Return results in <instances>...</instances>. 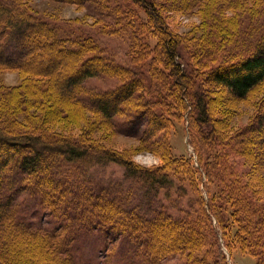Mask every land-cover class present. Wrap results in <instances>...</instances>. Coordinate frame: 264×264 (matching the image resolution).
<instances>
[{"label": "rangeland", "instance_id": "374dc122", "mask_svg": "<svg viewBox=\"0 0 264 264\" xmlns=\"http://www.w3.org/2000/svg\"><path fill=\"white\" fill-rule=\"evenodd\" d=\"M0 3L10 6L15 15L19 14L16 5L20 3L25 15L43 22L55 36L43 38L36 25L22 31V36L16 31L0 33V50L6 48L0 52V131L7 135L34 132L52 139L68 137L79 146L87 138L88 128H94L90 131L92 138L102 144L99 149L124 153L143 172L158 171L170 181L158 185L156 191L151 190L153 186L147 177L132 175L122 164L100 159L94 152L69 161L65 159V148L46 149L41 145L33 148H41L44 162L36 173L28 174L18 162L31 146H20L23 149L16 151L0 143V161L13 160L0 172L2 194L7 193L13 199L12 213L27 220L35 233L72 237L66 244L70 263L62 264H144L143 259L148 261L145 264H197L193 253L190 256L182 250L174 251L173 244L179 245L187 237L183 218L189 224L196 220L208 241H214L215 228L201 196L206 201L210 195L223 200V196L215 194L222 184L218 171L235 169L243 173V180L250 185L248 191L264 192V124L258 123L264 113V81L246 97L239 98L223 84L206 80L209 72L241 62L258 51L264 39V0H155L165 18L164 25L179 40L178 51L187 62L190 80H206L209 116L211 113L223 128L227 127L230 142L236 138L232 152L237 157L230 160L223 156L224 160L219 152L222 144L219 135L209 136L212 121L200 124L193 112L194 144L199 143L196 134L201 140L206 136L202 154L210 175H204L202 181L196 163L187 159L194 150L178 90L167 88V123L162 121L164 126H159L154 120L156 112H162V108L149 101L151 88L158 83L155 77L171 85L176 83L177 87L178 84L173 83L174 75L169 76L173 65L166 62L162 53L161 29L138 0H0ZM7 23V18L0 21L2 26ZM14 36L18 43L12 40ZM14 46L22 47L18 54L13 53ZM93 58L102 64L100 70L79 82L78 89L73 90V99L59 98L56 68L64 71L71 66L72 71L79 72V65L83 68ZM90 69L87 68L88 72ZM61 79V84L63 79L66 81ZM129 84H134L133 94L123 95L111 124L103 123L96 104L98 96ZM57 123H67L69 127L61 130ZM240 135L249 136V143L238 144ZM228 145L231 155V144ZM220 148L224 149V145ZM90 197L99 200L92 203L97 208L108 206L105 203L110 200L114 206L111 214L96 210L97 216L103 218L100 223L88 224L71 206L75 202L74 206L85 207L84 202ZM102 199L104 203L100 206ZM93 210L86 211L88 216ZM261 214L264 216V212ZM107 219L112 222L106 223ZM187 223L184 225L188 226ZM108 230L117 233L113 235ZM59 242L56 238L55 246ZM39 248L41 252L43 248ZM222 249L228 264H257V257L250 252L237 247L232 251ZM142 251L143 258L139 255ZM40 254L54 261V255L48 256L44 251Z\"/></svg>", "mask_w": 264, "mask_h": 264}, {"label": "trees", "instance_id": "16d2710c", "mask_svg": "<svg viewBox=\"0 0 264 264\" xmlns=\"http://www.w3.org/2000/svg\"><path fill=\"white\" fill-rule=\"evenodd\" d=\"M138 2L148 10L151 18L155 22V25L161 29V33L163 34V45L161 46L162 53L164 58L167 59L166 62L170 66L173 65L171 68L173 73L169 76L174 75L175 80L173 83L177 82L179 87L178 89L176 83L171 85L170 82H166L162 78L155 77L158 83L151 88L152 98L149 101L151 105L162 108V112H160V114L156 112L158 115H156L154 120L157 121L159 126H164L162 121L164 123L166 121L167 123L168 118L165 116L167 114L166 109L169 107V95L167 88L172 91L178 90L181 101H183L185 107L183 117L188 129L190 130L189 137L194 150V156L191 154L189 156L187 155V159L193 164L196 163L195 168L197 171H200L202 181L203 176L209 174V168H207L206 164L203 162L204 158L202 154V147H204L206 144V142L204 143L206 136L204 135V139L201 140L200 136L198 137L196 134V140L199 143L198 145L194 144L193 136L195 137V132L191 127V118L194 111L196 113L195 118L198 120V122H200V124L212 121L210 123L211 134L209 136L212 137L214 135L216 137V135H219L218 140L222 141L221 145H224V149L222 150L220 148L221 145H219V152L222 155V158L224 159L226 157L231 160V158L237 157L232 152L234 151L232 143L236 142V138L235 141L232 139L230 142V140L227 138L228 136L226 135L228 132L227 127L223 128L218 123L219 121L212 117L211 113L209 116L210 110L208 109V105H210V103L208 102V97L206 94L207 88L205 86V81L208 79H210V81L214 80L215 82L226 86L236 97H246L253 87L264 81V39L261 40V46L254 55L249 56L247 59H244L241 62L233 63L230 66H225L220 70H216L211 73L209 72L207 75L209 78L206 80H195V82H192L189 78L191 75L188 74L187 62L182 58V55L178 51L179 40L175 39L176 35H173L172 32L170 33L168 28H166L164 25L165 18L162 16L159 7L156 6L155 0H138ZM9 7L10 6L6 4L0 3V21L3 22L5 18H7L8 21L7 25L2 26L0 24V27L2 26L0 28L1 34L2 30L11 32L16 31L15 33L19 34V36H22V34H24L21 33L22 31H24L26 28L36 25L42 37L44 36L48 37L49 39H54L55 36L52 34L53 32H48V30H46V25L43 22H36L31 16L25 15V10L22 9V5L20 3L16 5L19 13L18 15L12 13V11L9 10ZM11 9L14 10L13 7H11ZM12 40L18 43L16 36H14ZM14 47V54H18L22 49L21 46V49L20 47L19 49L16 46ZM5 49H1L0 52H5L3 51ZM71 59L74 60L73 58ZM80 66L81 65H79V68L81 70L79 72H74V70L72 71L71 66H69V68L67 70L65 69L64 71H61V67L58 69L56 68V71L58 70L60 72V74L57 72V78L55 80V83L58 84L59 82L60 85V87L58 86V89H60V93L58 95L60 96L59 98L73 99V90H76V88L78 89L77 85L79 82L88 77L94 76L96 72L100 70L102 64L96 63L93 58L90 61L88 60L87 66H84L85 68H81ZM88 67L89 69L91 68L89 72L87 70ZM197 73L199 74V72ZM169 76L167 75L168 78ZM61 78L66 79V81L63 79L62 84ZM175 85L177 88L174 87ZM133 86L134 84H129L118 91L98 96L96 104L98 107V112L102 116L101 118L103 119V123L111 124L112 118L118 112L120 103L124 99V96H130L133 94ZM127 90L129 91L127 92ZM49 106L52 109V102H49ZM261 115L260 121L258 120V123L264 124V113ZM67 125L69 124H56V126H59L61 130L64 128V126L69 127ZM85 126H87L86 123ZM260 128L263 129L262 126H260ZM92 129L94 128H88V136L79 146L74 144L75 141L70 140L68 137H64V139L63 137L57 139L58 137L55 136V138L52 139L45 137V135L42 134L38 135L34 132L25 135H7L0 131V143L7 147L14 148L16 151H21L23 149L20 148V146H31V149L28 150V154L23 156L21 161L18 162L21 169L28 174L36 173L41 168V164L44 162V156L42 153H40L41 148L38 149L36 147L37 151L35 147L33 148V145H41L42 148L46 149L50 148L59 150L58 147L65 148V152L67 154L65 159L69 161L85 158L86 156L90 155L89 152H94L95 155H99L100 159L107 158L111 161L122 164L132 175L141 174L147 177V180L153 186L151 190H155L157 186L163 182H170L167 176L164 174L160 175L158 171L149 170L143 172L142 168L138 167L128 156H125L124 153H118V151L106 148H100V150L99 147L102 144L99 143L98 140H94V138H92V133L90 131ZM247 137L249 138V136ZM247 137L246 135H240L237 138L238 144L249 143L250 139ZM227 143L231 144V149L229 147L231 155L228 152L229 145ZM165 145L169 150L168 142ZM242 149L244 150V147ZM4 154L8 153L5 152ZM169 156L170 154L168 157ZM92 157L93 158L91 159H94V156ZM10 162H13V160L5 159L0 161L1 173L7 169ZM232 164L237 165L235 161H233ZM224 171L225 168L221 171H218V173H220V180H222V184L225 185V187L221 184V189L215 193L217 196H223V200H218V198H215L214 196L211 197L210 195L209 200L206 201L204 200L205 198L203 194L201 196L206 213L211 219L213 227L215 228V236H213L214 241H208L207 234L199 227L196 220H192L193 223L189 224L185 221V218H183L182 225L186 227L188 234L186 238L182 239L179 245L172 243L175 246L174 251L182 250L183 253L186 252L190 256L194 254L195 262H197V264H228L227 254L222 248L232 251L235 247H237L243 251L254 254L257 257V264H264V216L261 214L264 212V194H262L264 192L261 193L259 190L255 192L248 191V187L250 185L248 182L243 180V173H240L239 171L236 172L235 169H231L229 171V168H226V171ZM212 174L215 176L217 171H214ZM206 190L210 194V189L208 186H206ZM261 190L263 191L262 188ZM250 193L251 197L248 196ZM261 200H263V202H261ZM103 201L104 199L101 200L100 206L102 203H104ZM95 202H99V200L93 201L92 197H90L89 201L87 200L84 202L85 207H77V205L74 206L75 202H73L71 206H73L74 211L77 210L78 213L82 215V219H84V221L89 222L88 224L92 222L100 223L103 218H101V215L97 216V211H100L101 213L104 210H107L111 214L114 206L110 200L108 201L109 204L105 203V205L108 206L97 208L96 204L95 206H92V203ZM12 203L13 199L8 197L7 193L3 195L2 189H0V264H29L33 262L35 264H62V262L65 261H69L70 263L71 259L66 253V251H68L66 250V244L72 240V237H56L58 240L60 239L59 243L61 244L55 246L54 243L56 238L54 233L43 236L39 233L33 232L27 220H25L23 217L18 219V217L12 213ZM89 209H94L93 212L90 213V216H88L86 212ZM105 222L111 223L112 221L107 219ZM184 222L187 223L188 226H185ZM103 225L105 224H102L101 226ZM108 232L113 233V235L117 233L113 230H108ZM37 245L41 247V249L43 248L41 252L44 251V253L48 254V256H50V254L54 255V261H51V259L48 257L45 258L42 254H40V248ZM50 246H52V248ZM47 250L49 252H47ZM142 253L143 251L140 252L139 255L141 256ZM210 256L214 258H211ZM141 258L143 257L141 256ZM144 261L146 263L147 259L142 260L143 263Z\"/></svg>", "mask_w": 264, "mask_h": 264}]
</instances>
